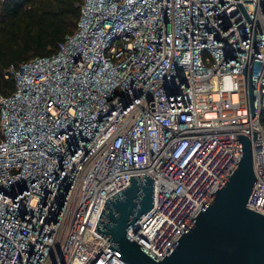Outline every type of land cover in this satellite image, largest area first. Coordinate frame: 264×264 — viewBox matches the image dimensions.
Here are the masks:
<instances>
[{
    "label": "built area",
    "instance_id": "1",
    "mask_svg": "<svg viewBox=\"0 0 264 264\" xmlns=\"http://www.w3.org/2000/svg\"><path fill=\"white\" fill-rule=\"evenodd\" d=\"M8 75L0 264H129L93 229L135 174L152 206L127 234L162 258L239 160L235 134L264 215V0H82L56 50Z\"/></svg>",
    "mask_w": 264,
    "mask_h": 264
},
{
    "label": "water",
    "instance_id": "2",
    "mask_svg": "<svg viewBox=\"0 0 264 264\" xmlns=\"http://www.w3.org/2000/svg\"><path fill=\"white\" fill-rule=\"evenodd\" d=\"M247 87L253 114L255 96L249 77ZM235 138L239 160L162 258L127 234L152 206L153 179L146 174L129 175V184L105 199L93 230L129 264H264V215L246 206L256 181L253 138L249 133Z\"/></svg>",
    "mask_w": 264,
    "mask_h": 264
},
{
    "label": "trees",
    "instance_id": "3",
    "mask_svg": "<svg viewBox=\"0 0 264 264\" xmlns=\"http://www.w3.org/2000/svg\"><path fill=\"white\" fill-rule=\"evenodd\" d=\"M82 0H0V93L14 90L10 65L56 50L71 33L80 15ZM1 133V129H0Z\"/></svg>",
    "mask_w": 264,
    "mask_h": 264
}]
</instances>
